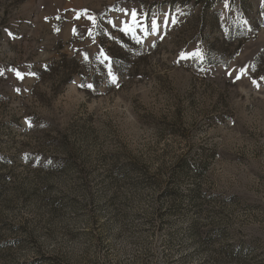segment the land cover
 Instances as JSON below:
<instances>
[{
  "label": "rangeland",
  "instance_id": "374dc122",
  "mask_svg": "<svg viewBox=\"0 0 264 264\" xmlns=\"http://www.w3.org/2000/svg\"><path fill=\"white\" fill-rule=\"evenodd\" d=\"M0 264H264V0H0Z\"/></svg>",
  "mask_w": 264,
  "mask_h": 264
},
{
  "label": "snow or ice",
  "instance_id": "6c2138e0",
  "mask_svg": "<svg viewBox=\"0 0 264 264\" xmlns=\"http://www.w3.org/2000/svg\"><path fill=\"white\" fill-rule=\"evenodd\" d=\"M132 15L133 16H135L136 15V13L135 12H133L132 13ZM152 28H153V30H155V29H157L158 28V25L156 24V22H153L152 23ZM147 30V29H146ZM17 75L19 76V73H17ZM111 75V74H110ZM112 81H113V83H115V77H112ZM89 88H91L92 86L91 85H89L88 86Z\"/></svg>",
  "mask_w": 264,
  "mask_h": 264
}]
</instances>
